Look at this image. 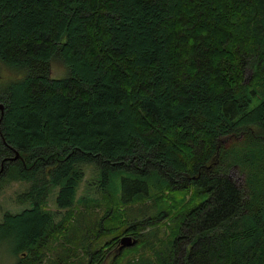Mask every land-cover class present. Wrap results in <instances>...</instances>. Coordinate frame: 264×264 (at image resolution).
Wrapping results in <instances>:
<instances>
[{"label": "trees", "instance_id": "obj_1", "mask_svg": "<svg viewBox=\"0 0 264 264\" xmlns=\"http://www.w3.org/2000/svg\"><path fill=\"white\" fill-rule=\"evenodd\" d=\"M3 70L14 264H103L162 224L127 264H264V0H0ZM87 163L103 185L75 208Z\"/></svg>", "mask_w": 264, "mask_h": 264}, {"label": "rangeland", "instance_id": "obj_2", "mask_svg": "<svg viewBox=\"0 0 264 264\" xmlns=\"http://www.w3.org/2000/svg\"><path fill=\"white\" fill-rule=\"evenodd\" d=\"M65 73L64 67H62L59 64H55L52 70V75L54 77L62 76ZM249 73V74H248ZM247 73V78L250 76V71ZM10 75V72L8 70H3L0 72V78L1 80L5 81L8 79ZM85 176L83 180L80 182L78 189H77V203H75V208H83V205H78L79 199L85 196H91V197H97L99 196L100 192L98 191L102 185H103V176L102 172L99 168H97L93 163H87L83 166ZM231 176L233 178H236L238 182H241L242 177L236 172L232 171ZM112 187L116 189H121L122 187V178L121 177H114L111 180ZM100 186V188H99ZM4 189L1 192L0 195V220L3 219L4 213L6 211H11L13 213L20 212L24 208L28 207V203H19L17 201L18 193L25 190L28 187V184L24 181L17 180L11 183L4 184ZM138 187L129 185L127 187V193H132L134 191H137ZM98 191V192H97ZM58 192V187L53 190V192L50 194L49 197V206L53 210H58L56 207L55 199ZM143 205L138 204V207L141 208ZM104 212L103 208L98 209V215H102ZM63 214H65V210L59 209L58 210V220L63 217ZM142 215H144V211L141 212ZM147 236L149 238V245L146 240V237L144 236L141 238V240L137 239L136 244L130 247H125L120 251H110L108 253V256L106 260H104L103 264H127V261H129L131 258L135 259L134 257H137L139 254L142 253H151L150 245L160 247L163 245L166 236L168 237L169 229L166 227V225L163 226H156L154 228H147ZM132 236V235H131ZM134 237V236H132ZM139 241V242H138ZM141 241V242H140ZM145 241V243H144ZM148 245L147 247L143 245ZM138 244L137 247H135ZM136 248L137 251H128L126 248ZM10 251H11V244L3 242L0 239V263L1 264H14L15 257H10ZM153 251V250H152ZM81 252V251H80ZM119 258V261L117 262L116 259ZM116 261V262H115ZM133 261V260H131ZM115 262V263H114Z\"/></svg>", "mask_w": 264, "mask_h": 264}, {"label": "water", "instance_id": "obj_3", "mask_svg": "<svg viewBox=\"0 0 264 264\" xmlns=\"http://www.w3.org/2000/svg\"><path fill=\"white\" fill-rule=\"evenodd\" d=\"M0 108L3 110L4 105L0 104ZM19 157H20V154H19V152H17L16 156H14L13 159H17ZM136 242H137L136 237H132L131 235H124L119 240L118 251L122 250L125 247L133 246L134 244H136Z\"/></svg>", "mask_w": 264, "mask_h": 264}, {"label": "flooded vegetation", "instance_id": "obj_4", "mask_svg": "<svg viewBox=\"0 0 264 264\" xmlns=\"http://www.w3.org/2000/svg\"><path fill=\"white\" fill-rule=\"evenodd\" d=\"M117 249H115L114 251H116Z\"/></svg>", "mask_w": 264, "mask_h": 264}]
</instances>
